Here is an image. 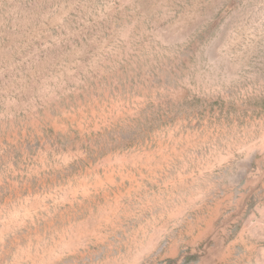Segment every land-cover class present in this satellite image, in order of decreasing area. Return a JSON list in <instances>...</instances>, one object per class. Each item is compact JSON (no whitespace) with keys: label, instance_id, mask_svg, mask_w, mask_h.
Segmentation results:
<instances>
[{"label":"rangeland","instance_id":"1","mask_svg":"<svg viewBox=\"0 0 264 264\" xmlns=\"http://www.w3.org/2000/svg\"><path fill=\"white\" fill-rule=\"evenodd\" d=\"M0 264H264V0H0Z\"/></svg>","mask_w":264,"mask_h":264}]
</instances>
